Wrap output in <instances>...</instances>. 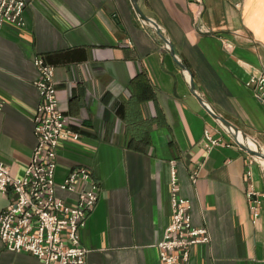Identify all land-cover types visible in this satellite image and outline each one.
<instances>
[{"label":"crops","instance_id":"obj_1","mask_svg":"<svg viewBox=\"0 0 264 264\" xmlns=\"http://www.w3.org/2000/svg\"><path fill=\"white\" fill-rule=\"evenodd\" d=\"M137 1L197 92L264 150V103L246 85L264 70V0H205L202 9L194 0ZM38 56L55 67L57 97L81 134L60 141L56 180L85 166L101 186L80 231L85 264H163L158 242L172 219V170L194 225L211 237L193 246L190 264H264V163L191 91L132 0H27L23 25L0 26V161L12 175L25 172L37 144ZM206 128L220 145H205ZM251 188L259 192L256 221ZM60 194L75 202V194ZM11 197L0 190V212ZM0 264L43 262L0 238Z\"/></svg>","mask_w":264,"mask_h":264},{"label":"built area","instance_id":"obj_2","mask_svg":"<svg viewBox=\"0 0 264 264\" xmlns=\"http://www.w3.org/2000/svg\"><path fill=\"white\" fill-rule=\"evenodd\" d=\"M194 1L202 9L205 0ZM26 5L27 0H0V26L6 21L23 25ZM194 22L201 32L209 31L198 18ZM34 63L39 72L35 85L41 94L34 115L37 144L21 176L12 175L10 168L0 161V190L12 193L11 201L0 212V238L7 249L29 252L43 264H85L89 249L82 245L80 231L98 203L101 186L85 166L74 168L63 181L57 182L59 143L78 140L81 134L71 126V118L57 97L55 67L41 56ZM246 85L264 103V70L253 74ZM3 104L0 97V108ZM204 143L212 147L222 140L206 128ZM60 192L75 194V202H69ZM248 198L256 221L260 215L259 192L251 188ZM171 206V222L158 242L160 259L163 264H190L193 246L208 243L211 237L206 227L194 225L192 203L181 195L175 170Z\"/></svg>","mask_w":264,"mask_h":264},{"label":"water","instance_id":"obj_3","mask_svg":"<svg viewBox=\"0 0 264 264\" xmlns=\"http://www.w3.org/2000/svg\"><path fill=\"white\" fill-rule=\"evenodd\" d=\"M132 3L134 5V8L136 12L138 13L140 19L145 22L146 24L150 25L156 33L163 39L165 48L174 56L175 60L178 62L182 70L189 76L190 79V85H191V91L198 96L201 103L205 106V108L212 114V116L233 136L235 141L240 145L242 149L247 151L249 154L254 156L257 159L264 161V150L261 148V146L254 140L250 139L248 135L243 132L240 128L235 126L233 123H231L229 120H227L224 116H222L220 113L215 111L208 102L202 97L196 89L194 80L192 78V74L185 65V63L178 57L176 54L174 47L168 38V36L163 32L160 25L151 17H149L140 7L137 0H132ZM252 140L256 147H252L248 140Z\"/></svg>","mask_w":264,"mask_h":264},{"label":"bare ground","instance_id":"obj_4","mask_svg":"<svg viewBox=\"0 0 264 264\" xmlns=\"http://www.w3.org/2000/svg\"><path fill=\"white\" fill-rule=\"evenodd\" d=\"M248 142H249V144L252 146V147H256V145H255V143L252 141V140H248ZM260 160V159H259ZM263 163H264V161L263 160H261Z\"/></svg>","mask_w":264,"mask_h":264}]
</instances>
